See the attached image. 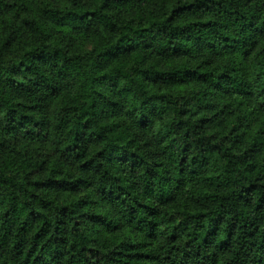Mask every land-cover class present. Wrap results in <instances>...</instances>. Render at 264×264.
Returning <instances> with one entry per match:
<instances>
[{"label": "trees", "instance_id": "16d2710c", "mask_svg": "<svg viewBox=\"0 0 264 264\" xmlns=\"http://www.w3.org/2000/svg\"><path fill=\"white\" fill-rule=\"evenodd\" d=\"M0 264H264V0H0Z\"/></svg>", "mask_w": 264, "mask_h": 264}, {"label": "rangeland", "instance_id": "374dc122", "mask_svg": "<svg viewBox=\"0 0 264 264\" xmlns=\"http://www.w3.org/2000/svg\"><path fill=\"white\" fill-rule=\"evenodd\" d=\"M31 147H32V148H34V147H35V145H32Z\"/></svg>", "mask_w": 264, "mask_h": 264}]
</instances>
